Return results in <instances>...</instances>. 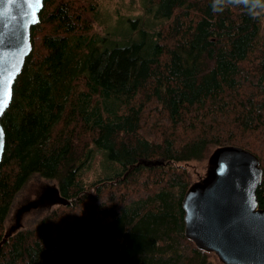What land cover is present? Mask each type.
Listing matches in <instances>:
<instances>
[{
	"label": "trees",
	"instance_id": "trees-1",
	"mask_svg": "<svg viewBox=\"0 0 264 264\" xmlns=\"http://www.w3.org/2000/svg\"><path fill=\"white\" fill-rule=\"evenodd\" d=\"M148 1L160 24L134 18L137 38L118 40L93 33L95 0H44L2 116L0 241L33 175L70 204L13 233L0 264H224L186 236L182 201L218 147L246 148L264 169V0ZM95 151L114 174L87 183ZM191 161L205 164L195 180ZM258 198L263 208L264 175Z\"/></svg>",
	"mask_w": 264,
	"mask_h": 264
},
{
	"label": "water",
	"instance_id": "water-1",
	"mask_svg": "<svg viewBox=\"0 0 264 264\" xmlns=\"http://www.w3.org/2000/svg\"><path fill=\"white\" fill-rule=\"evenodd\" d=\"M44 0H0V132L5 150L2 116L13 98L14 83L32 50L31 29L39 22ZM164 158H141L138 164L157 166ZM264 169L259 157L240 146L218 147L210 156L207 173L192 183L182 201L185 234L199 248L214 252L224 264H264V207L258 188ZM55 183L48 182L33 198L16 207L0 247L24 228L32 210L68 205Z\"/></svg>",
	"mask_w": 264,
	"mask_h": 264
},
{
	"label": "rangeland",
	"instance_id": "rangeland-1",
	"mask_svg": "<svg viewBox=\"0 0 264 264\" xmlns=\"http://www.w3.org/2000/svg\"><path fill=\"white\" fill-rule=\"evenodd\" d=\"M99 5L98 21L95 24L93 33H99L100 35H107L109 39L126 40L130 36L136 37L138 33L132 30L133 19L139 18L140 25L142 21L148 23V27L155 28L161 21H155L152 19L151 14L146 11V1L144 0H95ZM149 0L148 2H150ZM117 40V41H118ZM185 165V164H184ZM204 163L191 161L186 164V169L191 172V180L198 178V174L203 173ZM114 174L112 172V166L106 159H103L100 151H95L93 158L89 160L85 167L82 169V179L91 183L99 178H103L108 175ZM48 182L53 183L49 179L35 174L25 184V186L16 194L13 203L11 205L9 216L5 225L9 224V218L15 211L17 203L27 199L33 198L39 191L40 187ZM55 209H63L61 206L55 205L51 209L35 210L25 215L23 219L24 228H33L38 222L50 214ZM209 260L217 262V259L213 255L208 256Z\"/></svg>",
	"mask_w": 264,
	"mask_h": 264
},
{
	"label": "clouds",
	"instance_id": "clouds-1",
	"mask_svg": "<svg viewBox=\"0 0 264 264\" xmlns=\"http://www.w3.org/2000/svg\"><path fill=\"white\" fill-rule=\"evenodd\" d=\"M229 3V0H215L213 5L214 11H222L223 7L226 6ZM231 3L233 4H240L243 3L245 5H254V0H231Z\"/></svg>",
	"mask_w": 264,
	"mask_h": 264
},
{
	"label": "flooded vegetation",
	"instance_id": "flooded-vegetation-1",
	"mask_svg": "<svg viewBox=\"0 0 264 264\" xmlns=\"http://www.w3.org/2000/svg\"><path fill=\"white\" fill-rule=\"evenodd\" d=\"M36 195H37V194H36ZM27 199H30V198H27ZM27 199H25V200H23V201H26ZM21 202H22V201H21ZM21 202L17 203L16 207L19 206V204H21ZM15 209H16V208H15ZM46 209L48 210V208H39V209H35V210H40V211H41V210H46ZM35 210H32L31 212H33V211H35ZM14 212H15V211H14ZM29 213H30V212H29ZM12 216H13V214H12ZM12 216H11V218H9L10 223L12 222V221H11V220H12ZM10 223H9V224H10Z\"/></svg>",
	"mask_w": 264,
	"mask_h": 264
},
{
	"label": "snow or ice",
	"instance_id": "snow-or-ice-1",
	"mask_svg": "<svg viewBox=\"0 0 264 264\" xmlns=\"http://www.w3.org/2000/svg\"><path fill=\"white\" fill-rule=\"evenodd\" d=\"M0 114H2V107H0ZM3 146V133L0 132V148Z\"/></svg>",
	"mask_w": 264,
	"mask_h": 264
}]
</instances>
